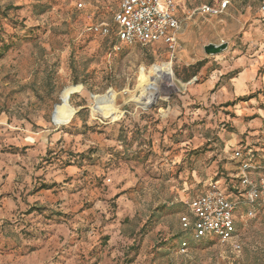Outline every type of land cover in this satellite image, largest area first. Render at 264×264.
<instances>
[{
	"label": "rangeland",
	"instance_id": "374dc122",
	"mask_svg": "<svg viewBox=\"0 0 264 264\" xmlns=\"http://www.w3.org/2000/svg\"><path fill=\"white\" fill-rule=\"evenodd\" d=\"M260 1L186 7L171 53L88 30L114 31L119 0H0V264H264V217L241 211L240 252L178 251L183 201L263 145Z\"/></svg>",
	"mask_w": 264,
	"mask_h": 264
},
{
	"label": "built area",
	"instance_id": "2783aa9c",
	"mask_svg": "<svg viewBox=\"0 0 264 264\" xmlns=\"http://www.w3.org/2000/svg\"><path fill=\"white\" fill-rule=\"evenodd\" d=\"M229 5L230 0H214L211 4L197 3V0H119L112 19L116 26V43L111 51H117L119 44L159 43L173 53L183 24L180 13H184L186 7H190L189 17L195 13L221 16ZM258 9L264 14V0L260 1ZM88 30L102 37L110 34V26L105 22L92 25ZM231 158L236 163V193L228 192L220 180L209 181L202 193L183 201L187 213L179 217V224L190 233L192 240L214 238L238 253L241 245L237 238L236 214L241 211L247 219L264 217V143L260 147L240 144L232 150ZM186 249L187 242L183 241L179 252Z\"/></svg>",
	"mask_w": 264,
	"mask_h": 264
},
{
	"label": "trees",
	"instance_id": "16d2710c",
	"mask_svg": "<svg viewBox=\"0 0 264 264\" xmlns=\"http://www.w3.org/2000/svg\"><path fill=\"white\" fill-rule=\"evenodd\" d=\"M197 2L198 3H203V2H201V0H197ZM212 3V2H211ZM211 3H207V4H211ZM114 24V23H113ZM115 30H116V26H115V24H114V31H111V29H110V34L108 35V36H110L111 34L113 35V39L111 40V47L110 48H112V46L116 43V36H115ZM108 36H106V37H108ZM203 65V62L202 61H200V62H198V63H196L195 64V66H196V68H198V67H200V66H202ZM263 143H264V141H263ZM262 143V144H263ZM250 146H253V147H256L255 145H250ZM233 162H234V170L231 172V174H227V178L229 179V182H230V185H228V188H226L227 189V191L228 192H230V193H232V194H235L236 193V190L234 189L237 185H238V179L234 176L235 174H236V163H235V161L233 160ZM217 180H219V179H217ZM205 190V189H204ZM203 190V191H204ZM203 191H201V192H199L198 194H200V193H202ZM197 195V194H196ZM196 195H193V196H190L189 198H191V197H194V196H196ZM187 213V211H186V209L184 210V212H182V213H180L179 214V217L182 215V214H186ZM179 217H178V224H179ZM236 228H237V226H236ZM208 238H210V237H205V238H201V239H208ZM201 239H199V240H201ZM212 239H214V238H212ZM211 239V240H212ZM188 240H192L191 239V236H190V233L188 232V231H184V230H182L181 229V227H180V224H179V235H178V251H179V248H180V244L183 242V241H186L187 242V248H188ZM216 240V239H215ZM217 241V240H216Z\"/></svg>",
	"mask_w": 264,
	"mask_h": 264
},
{
	"label": "water",
	"instance_id": "95a60500",
	"mask_svg": "<svg viewBox=\"0 0 264 264\" xmlns=\"http://www.w3.org/2000/svg\"><path fill=\"white\" fill-rule=\"evenodd\" d=\"M226 47V45L224 44H220V45H213V44H210L208 46H206L204 48V51L205 53L207 54H217L219 53L220 51H222L224 48ZM54 121V120H53ZM55 122V121H54Z\"/></svg>",
	"mask_w": 264,
	"mask_h": 264
},
{
	"label": "bare ground",
	"instance_id": "6f19581e",
	"mask_svg": "<svg viewBox=\"0 0 264 264\" xmlns=\"http://www.w3.org/2000/svg\"><path fill=\"white\" fill-rule=\"evenodd\" d=\"M162 75H164V76H167V77H171V70H170V66H168L165 70H164V72H163V74ZM162 78V77H161ZM168 78V79H169Z\"/></svg>",
	"mask_w": 264,
	"mask_h": 264
},
{
	"label": "crops",
	"instance_id": "0c3cea01",
	"mask_svg": "<svg viewBox=\"0 0 264 264\" xmlns=\"http://www.w3.org/2000/svg\"><path fill=\"white\" fill-rule=\"evenodd\" d=\"M242 90V89H241ZM264 132V130L262 131V133ZM259 141H260V143H262L263 142V140L262 139H258Z\"/></svg>",
	"mask_w": 264,
	"mask_h": 264
}]
</instances>
